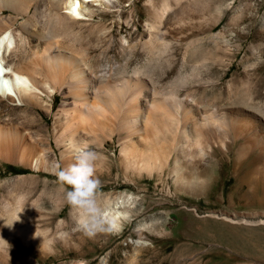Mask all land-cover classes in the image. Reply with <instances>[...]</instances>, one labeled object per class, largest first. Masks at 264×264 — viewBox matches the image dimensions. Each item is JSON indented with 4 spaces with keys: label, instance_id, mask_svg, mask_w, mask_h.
<instances>
[{
    "label": "rangeland",
    "instance_id": "rangeland-1",
    "mask_svg": "<svg viewBox=\"0 0 264 264\" xmlns=\"http://www.w3.org/2000/svg\"><path fill=\"white\" fill-rule=\"evenodd\" d=\"M88 6L93 15L75 26L81 44L64 40L63 45L86 58L89 72L98 77L105 73L110 82L120 83V90L135 79L144 83L136 102L142 120L149 116L150 101L162 100L161 108L169 112L177 99L189 109L190 118L211 111L219 121L225 114L235 115L251 121L264 137V0H113L110 7ZM48 9L43 2L42 12ZM8 14L3 11V16ZM62 98H53L50 114L34 110L49 128ZM67 101L78 105L71 96ZM72 108L68 106L59 119L66 121L74 114L79 130L77 124L85 116L72 113ZM17 114L0 99L1 118L20 123ZM107 114V126L99 134L102 147L88 144L98 153L97 202L107 218L114 210L121 212L115 223L86 234L79 227L78 210L65 202L67 186L41 177L39 188L21 209L28 218L14 220L27 227L33 239L24 240L0 227V264H264L262 154L253 150L237 161L235 151L244 141L221 127L204 134H215L214 145L226 144L227 152L215 146L209 153L195 150L192 158H181L172 152L179 129L174 135L159 134L161 141L149 135L148 141L146 133L131 132L116 115ZM82 135L89 141L90 136ZM189 136L190 143L193 129ZM121 142L132 143L136 153L150 148L168 153V166L161 172L132 170ZM175 160L183 169L191 161L198 170L202 181L194 192L175 185L171 174ZM36 174L0 163V189L4 185L6 192L14 193L12 199L24 198L28 179ZM51 182L53 190L42 194V186ZM2 200L0 196V204Z\"/></svg>",
    "mask_w": 264,
    "mask_h": 264
},
{
    "label": "bare ground",
    "instance_id": "bare-ground-1",
    "mask_svg": "<svg viewBox=\"0 0 264 264\" xmlns=\"http://www.w3.org/2000/svg\"><path fill=\"white\" fill-rule=\"evenodd\" d=\"M43 2L49 5L46 12L41 10ZM89 3L110 7L113 5V0H0V99L5 101L8 111L18 113V119L21 120L20 123H16L12 119L0 117V163L20 166L37 173L28 179L30 188L24 198L12 199L14 193L12 194L10 189L6 192L4 185H1L0 196L3 200L0 209L3 215L0 216V227L5 231L17 233L24 240L33 239L31 233L29 229H25L27 227L23 228L24 226L17 225L16 222L21 223L23 219L28 218L21 209L27 198L39 188L38 181H42L45 177L56 181L55 173L59 167H67L74 162L70 144L89 146V142L92 146L102 147L99 134H102L107 126L105 121L107 113L116 115L117 122L126 126L129 131L146 133L144 134L146 139L149 135L152 138L157 135L159 139V134L166 132L174 135L179 129V136H174L175 146L172 152H179L181 158L187 156L192 158L191 154H194L195 150L207 151V153L213 151L216 146L212 141L215 134L209 136L204 132L216 133L221 127L227 128L234 137H240L244 141L235 151L237 161L253 150L264 156V137L258 133L251 121H245L235 115L225 114L219 121L215 118V111H211L199 113L198 119L190 118L187 115L189 109L183 106L182 100L174 99L173 109L171 107V110L168 109L169 112H165L160 106L163 101L158 104L156 99L149 102L150 111L147 110L149 116L142 120L136 102L146 86L144 83L135 79L134 82H126L123 85L124 91L120 90V83L110 82V78H106L105 73L98 77L95 72H89L86 58L77 57L73 51L66 50L63 45L64 40L81 44L75 26L86 20L84 18L93 15ZM73 8L75 14L72 12ZM31 9L32 14L29 16ZM5 10L11 14L3 16ZM56 95H61L63 98L58 110L53 114L49 128L41 117L35 115L34 110L40 108L47 114L52 113L53 98ZM66 96L76 99L78 105L68 102L69 97ZM70 105H73L72 113L85 116V119L79 120L77 124L79 130L75 128L74 114L66 121L59 119V115L69 111ZM118 110H121L120 117ZM179 111L183 115L178 116ZM188 122L192 125L188 126ZM182 123L184 124L181 126ZM186 125L189 130L186 129L188 128ZM191 127L195 138L191 137L189 143ZM79 133L90 136L89 141ZM122 143V151L127 153L126 164L132 170L137 168V170L161 172L168 166V153L167 156L162 152L158 153L157 150L151 151L150 147L145 149L144 153H136L137 149L132 148V143L130 146L129 142ZM204 144L206 148L203 149ZM216 147L225 152L228 150L224 143ZM192 165L193 163L189 161L183 169L180 162L175 160L171 169L177 188L188 193L197 190L202 181L197 175L198 170ZM53 188L52 182L44 184L42 194L48 190L51 192ZM5 195H10L11 198L4 199ZM13 208L16 210L13 211ZM120 214L121 212L114 210L108 215L107 221L113 225Z\"/></svg>",
    "mask_w": 264,
    "mask_h": 264
},
{
    "label": "clouds",
    "instance_id": "clouds-1",
    "mask_svg": "<svg viewBox=\"0 0 264 264\" xmlns=\"http://www.w3.org/2000/svg\"><path fill=\"white\" fill-rule=\"evenodd\" d=\"M69 148L74 162L58 169L55 174L58 181L67 186L65 202L78 210L79 227L90 234L94 230L103 229L108 223L96 199L100 187V181L94 175L98 153L87 144L72 143Z\"/></svg>",
    "mask_w": 264,
    "mask_h": 264
},
{
    "label": "snow or ice",
    "instance_id": "snow-or-ice-1",
    "mask_svg": "<svg viewBox=\"0 0 264 264\" xmlns=\"http://www.w3.org/2000/svg\"><path fill=\"white\" fill-rule=\"evenodd\" d=\"M73 14H75V8L72 9Z\"/></svg>",
    "mask_w": 264,
    "mask_h": 264
}]
</instances>
